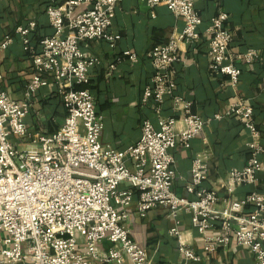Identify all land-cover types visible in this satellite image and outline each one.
<instances>
[{"label": "built area", "instance_id": "built-area-1", "mask_svg": "<svg viewBox=\"0 0 264 264\" xmlns=\"http://www.w3.org/2000/svg\"><path fill=\"white\" fill-rule=\"evenodd\" d=\"M122 1L65 0L62 5H49L46 13L53 33L40 40L38 49H30L32 78L26 97L14 99L0 90V264H123L126 257L132 264H154L126 224L136 196L141 216L161 206L169 208L173 217L188 211L207 253L227 247L235 239L250 251L255 264H264V193L220 198L216 188L206 186L207 151L197 153L193 160L187 190L195 198L180 196L173 188L176 160L172 150L178 145L190 148L212 121L194 113L191 101L175 95L180 46L196 47L202 39L203 20L196 8L200 0H145L153 15L154 8L165 6L184 21L167 42L146 53L154 74L144 88L141 106L150 108L157 122L145 117L140 138L123 149L102 142L104 119L96 109V97L91 89L79 88L89 83V73L101 59L86 55L82 44H115L122 39L112 30ZM79 6L85 9L76 12ZM229 18L220 6L206 32L212 74L227 76L236 87L242 75L240 64L254 63L260 52L255 48L232 52ZM36 26L31 21L16 30L26 46ZM12 41L7 35L0 48ZM123 56L133 63L139 60L130 50ZM120 58L110 65L111 72ZM52 78L67 112L64 123L53 133H36L37 147L21 150L11 140L32 136L26 123L32 94L47 87ZM2 80L0 72V83ZM167 97L173 98L181 119L163 115ZM228 114L248 130L250 156L243 167L230 169L227 185L229 189L254 185L264 171V143L254 108L239 99ZM123 183L128 187H122ZM170 233L177 237L185 259L201 260L182 240L177 226ZM105 240L114 245L106 251L101 248Z\"/></svg>", "mask_w": 264, "mask_h": 264}, {"label": "crops", "instance_id": "crops-1", "mask_svg": "<svg viewBox=\"0 0 264 264\" xmlns=\"http://www.w3.org/2000/svg\"><path fill=\"white\" fill-rule=\"evenodd\" d=\"M64 2L0 0V46L7 35L13 39L7 48H0V72L3 74L0 90L12 98L26 97L32 78L30 49H38L40 40L53 33L46 13L47 7ZM196 6L203 20L200 27L202 39L196 47L183 43L180 46L181 61L175 65V95L191 101L194 113L212 121L204 134L194 138L190 148L178 145L172 150L176 160L174 191L180 196L195 198V194L187 190L191 182L193 160L197 153L207 151L209 178L206 186L216 188L220 198L230 195L238 199L252 191L264 193V171L259 174L254 185L234 186L232 189L227 185L230 169L243 167L250 156L248 130L237 117L228 114L233 103L243 99L254 108L261 131L260 140L264 142V0H221L220 3L200 0ZM220 6L229 13L228 26L234 37L232 52L245 53L252 48L260 52L256 62L240 64L242 75L236 87L231 85L227 76L212 74L210 70L206 29ZM84 9V6H79L76 12ZM153 12L154 15L145 0H123L117 7L112 26L113 32L120 34L122 39L115 44L106 41H86L82 44L83 52L99 57L101 64L91 69L89 83L79 88L93 91L96 109L104 119L101 140L116 149H123L140 138L145 117L157 122L155 113L141 106L144 88L154 74L152 62L146 53L167 42L176 30L183 27V19L175 16L167 7L157 6ZM31 21H35L37 26L30 33V43L26 46L16 30ZM127 50L137 54V63L123 56ZM119 57L121 60L116 63V70L111 72L110 65ZM32 103L31 112L26 118L32 136L11 140L21 150L37 147L34 135L57 131L67 114L58 84L53 78L47 87L32 94ZM162 112L167 117L182 118V113L174 109L172 97L166 98ZM121 186L128 187V184L123 183ZM126 224L132 238L146 248L154 264H255L254 256L235 239L229 246L207 253L203 237L193 227L191 215L186 210H181L177 217H173L169 208L161 206L141 216L137 211L136 196L128 208ZM175 226L181 231L182 240L200 256V261L185 259L180 254L178 239L170 233ZM113 246L108 240L101 243L105 251ZM123 264L132 263L126 257Z\"/></svg>", "mask_w": 264, "mask_h": 264}, {"label": "trees", "instance_id": "trees-1", "mask_svg": "<svg viewBox=\"0 0 264 264\" xmlns=\"http://www.w3.org/2000/svg\"><path fill=\"white\" fill-rule=\"evenodd\" d=\"M256 62V61H255ZM255 113V112H254ZM256 118V117H255ZM264 143V142H263Z\"/></svg>", "mask_w": 264, "mask_h": 264}]
</instances>
